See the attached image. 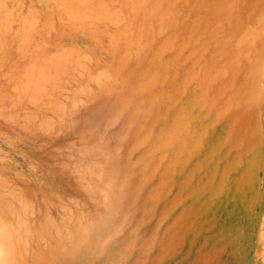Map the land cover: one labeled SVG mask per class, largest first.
Listing matches in <instances>:
<instances>
[{
  "label": "bare ground",
  "instance_id": "obj_1",
  "mask_svg": "<svg viewBox=\"0 0 264 264\" xmlns=\"http://www.w3.org/2000/svg\"><path fill=\"white\" fill-rule=\"evenodd\" d=\"M130 8L124 14L132 17L129 25L92 31L105 45L103 53L79 48V42L50 44L67 29L87 32L91 19L113 21ZM9 42L27 53L11 84L13 97L0 94L3 129L19 122L30 131L35 115L47 124L51 108L59 115L64 99L58 96L88 77L91 56L115 61V68L97 73L130 80L118 89L136 93L130 103L139 108L125 117L135 131L124 167L132 185L124 183L130 195L109 231L119 240L109 248L94 238L97 261L85 264H264V0H0V54ZM48 96L56 98L52 106ZM4 130L1 141H13ZM12 157L0 151V160ZM5 168L0 166V264H35L27 214L35 215L29 198L23 196L25 207L6 180L18 172ZM41 237L43 245L48 236ZM107 249L112 253L104 261Z\"/></svg>",
  "mask_w": 264,
  "mask_h": 264
},
{
  "label": "rangeland",
  "instance_id": "obj_2",
  "mask_svg": "<svg viewBox=\"0 0 264 264\" xmlns=\"http://www.w3.org/2000/svg\"><path fill=\"white\" fill-rule=\"evenodd\" d=\"M156 1L160 2L162 0ZM131 9L132 8L124 9L123 14L120 13V16H116V19L113 21H98L95 18L91 19L92 28L88 29L89 32H86L85 28L78 33L67 29L62 33L52 36V42H50V44L57 48L60 42H79V48L90 47L91 49L94 48L96 51L103 53L106 51L105 45L101 44L96 37L91 35L92 31L102 30L107 33H113L116 24L120 26L124 24L129 25L132 17L127 15L129 18L128 20V18H124V14ZM38 23L40 27H38L36 31L41 33L43 21L39 20ZM136 27L131 28V30L135 31ZM16 44L17 42L6 43L4 51L0 54V94L3 95L6 100L13 97V92H11L12 81L16 83L15 77L17 76L18 70L25 67L23 66V59H20V57L24 56L27 52L22 53L17 49L15 51ZM117 53L119 54V51L115 50V55ZM114 63L115 61L105 60L102 57L94 58L91 56L87 62V65H90L88 66L89 70H87L88 73L85 74L88 77L82 76L80 82L76 84L74 89L71 86L70 90L66 91L62 97L58 96L64 99L63 109L59 115L56 113V109L52 110L51 108L49 112L45 111V115L49 117L50 120L47 124L41 121L39 115H35V119L27 124L28 127L32 125L30 131L28 128L22 129L23 124L19 122H7L9 126L7 123L3 124L6 125L4 129H7V133L13 135V141H1L2 136H0V151L8 152L13 157L12 159L6 158L5 160H0V166L3 164L4 167H6L5 169L18 172L16 177L11 176L9 179L6 178V180L9 183L17 184V188L14 185V191L21 194L22 200L23 196L24 199L27 197L28 200L29 198L27 202L32 206V213L35 216H29L30 213L27 215L28 220L32 218L33 222H28L31 225L28 224V227L33 234L31 245L33 254H36V257L32 254L31 261H34L35 264H39L37 260L41 261L40 264H51L52 262L53 264H61V262L63 264H85L87 260L94 263L97 260L96 257H93L96 255H92V249L94 246H97V243L103 244L104 242V246L111 248L114 241L119 240L118 233L110 232L114 227L113 225L116 223L114 222L115 218L118 217L117 215L123 203L126 201V195L128 193L130 195V192H128L129 189L124 187V183L130 182L129 179H126L130 172L126 174L125 168L127 161L130 159V157H128V148L133 143L132 135L135 132L133 129H128L127 119L125 117L129 118L130 113L133 112L134 107L138 103L136 105L130 103V100H132V97L136 96V93L133 94L130 90L126 91V94L122 93L126 86H123L122 90L118 89V86L121 84H130V80L124 79L120 81L118 76L112 79L114 75L111 73H105L108 75L104 76L103 72L99 73V69L104 71L106 69H112V67L115 68L117 63ZM97 71L99 72L97 73ZM96 74L100 79H97ZM119 82L120 84H118ZM78 86L80 89L77 88ZM86 95H88V98H84L87 97ZM157 96L161 95L159 94ZM55 99V97H47V101L51 102V106L53 105L52 103L55 102ZM138 100H140L141 103L143 101L141 98ZM124 103H128V105H124ZM74 104L75 107H73ZM137 108H139V104ZM157 111L156 109L154 112ZM3 114H5L4 110ZM34 114H41V111L36 110ZM4 129L0 127V134L6 131ZM45 129H47V131ZM73 162L76 163V165H73ZM70 165H72V167ZM74 167L76 169H74ZM105 179L107 180L106 182ZM116 188L119 191L116 190ZM102 195H104L103 198L101 197ZM113 197L114 199L116 198L114 207V202H112L114 199H111ZM109 198L111 200H109ZM31 200H33V203L30 202ZM25 202L26 201L23 200L24 206L29 207L30 205ZM75 202L76 204H74ZM71 203L74 204L75 207ZM35 207H37V209ZM67 207L69 208L67 209ZM28 211L31 212L29 208ZM28 211L26 210V212ZM77 214L79 215L78 218ZM49 218L52 220V224L51 221L49 222ZM109 222H112V225L107 224ZM48 225L53 226H49V228L54 230L50 232L51 229L49 230L47 228ZM105 226L108 228L103 231L102 229L105 228ZM68 227H71L70 233L66 231ZM38 229H40V231ZM47 229L49 231H47ZM59 229L62 235H59ZM64 231L67 232V235L64 234ZM57 232L58 235H56ZM103 234L105 236H103ZM41 236L43 238L48 236L45 238H47L48 241L51 240L50 244L59 238V245L57 242L52 244V246L57 245L58 247L53 246L52 248L50 246L53 249L51 250L49 245L48 247L46 245L49 244V242L47 241V243L45 241V244ZM72 236H74V240ZM40 237L43 245L39 243ZM80 237L82 238L80 239ZM54 238H56V240ZM94 238H97L96 240L98 241L95 244L93 243V246L91 243L96 241ZM93 239L94 241H92ZM100 239L103 242H101ZM109 239L111 241H109ZM33 240L35 241L33 242ZM73 243H75V246ZM87 244H89V246L85 250ZM69 249L72 252L69 251ZM54 250L56 251L54 252ZM68 251L69 254H65L68 253ZM108 251L107 249L101 254L102 259L104 258L103 255H111L112 252L108 253ZM49 253H52V256ZM53 254H57V256ZM63 254L68 256L64 255L66 257H64V259ZM86 255L87 257H85ZM37 256L39 257L37 258ZM59 256H62L61 260H56ZM83 258L85 260H83ZM57 261L61 262L58 263ZM104 261H106V258H104Z\"/></svg>",
  "mask_w": 264,
  "mask_h": 264
}]
</instances>
